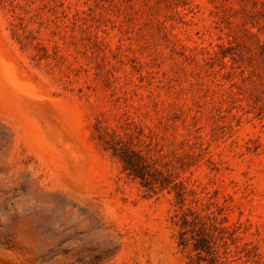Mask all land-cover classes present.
Returning a JSON list of instances; mask_svg holds the SVG:
<instances>
[{"label":"rangeland","instance_id":"1","mask_svg":"<svg viewBox=\"0 0 264 264\" xmlns=\"http://www.w3.org/2000/svg\"><path fill=\"white\" fill-rule=\"evenodd\" d=\"M0 264H264V0H0Z\"/></svg>","mask_w":264,"mask_h":264}]
</instances>
